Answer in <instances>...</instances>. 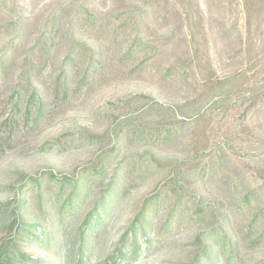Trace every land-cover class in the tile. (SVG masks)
<instances>
[{
	"label": "rangeland",
	"instance_id": "rangeland-1",
	"mask_svg": "<svg viewBox=\"0 0 264 264\" xmlns=\"http://www.w3.org/2000/svg\"><path fill=\"white\" fill-rule=\"evenodd\" d=\"M0 264H264V0H0Z\"/></svg>",
	"mask_w": 264,
	"mask_h": 264
},
{
	"label": "trees",
	"instance_id": "trees-1",
	"mask_svg": "<svg viewBox=\"0 0 264 264\" xmlns=\"http://www.w3.org/2000/svg\"><path fill=\"white\" fill-rule=\"evenodd\" d=\"M244 6H245V9L247 10V4L245 3L244 4ZM89 217L87 218V220L85 221V223H84V225L86 226V225H88V223H89ZM138 219V218H137ZM138 227H137V225H136V223H135V226L131 229V232H130V234H133V240H135L134 238H135V235H136V232L138 231V229H137ZM138 251V247H136V246H134L133 248H132V250H131V254H134V253H136Z\"/></svg>",
	"mask_w": 264,
	"mask_h": 264
}]
</instances>
